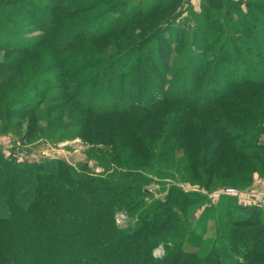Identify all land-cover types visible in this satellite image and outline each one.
I'll list each match as a JSON object with an SVG mask.
<instances>
[{"label":"trees","instance_id":"obj_1","mask_svg":"<svg viewBox=\"0 0 264 264\" xmlns=\"http://www.w3.org/2000/svg\"><path fill=\"white\" fill-rule=\"evenodd\" d=\"M0 2L44 36L32 46L16 42L12 64L0 68V135L27 126L25 141L80 137L112 171L0 149V207L11 210L1 213L0 264H184V245L198 226L192 211L207 198L159 182L179 179L213 193L250 188L264 176L257 135L264 81L254 77L264 70L244 53L257 56L252 41L262 47L254 34L260 21L264 29V0L248 3L250 14L233 0H203L191 19L174 15L183 0H151L146 8L130 0ZM238 16L236 34L228 33L224 26ZM242 63L251 66L239 77ZM220 75L228 79L216 84ZM113 88L115 103L104 98ZM48 207L57 212L43 215ZM253 209L259 225L229 220L226 230L219 218L215 248L204 260L192 252L188 262L264 264V209ZM120 211L124 224L116 221ZM210 215L206 207L199 220L206 231L202 219ZM160 245L162 258L154 255ZM233 250L234 261L226 260Z\"/></svg>","mask_w":264,"mask_h":264},{"label":"rangeland","instance_id":"obj_2","mask_svg":"<svg viewBox=\"0 0 264 264\" xmlns=\"http://www.w3.org/2000/svg\"><path fill=\"white\" fill-rule=\"evenodd\" d=\"M130 1L132 2V5H134V7L136 8L138 7L146 8L151 0H130ZM202 1L203 0H183V8L178 9L174 15L179 14L181 11H184L182 17L191 19L193 14H197V15L201 14ZM233 1L238 6L239 10L242 11V14L244 13L250 14L254 6L250 7V4L248 3H252L251 1H255V0H233ZM232 8H233L232 4H229L224 9H222L221 12L223 13V16H225V14L228 15L227 13H231L230 9ZM116 11H120V8H117ZM262 14H264L263 11ZM19 15H20V10L17 9L15 6L4 5L2 4V2H0V25L3 24L6 27L3 28L2 26H0V28H3L0 30V68L2 67L3 64H7V63L10 64L11 61L14 60L15 54H13L11 50L17 47L16 42H23V43H19L20 45L24 44L27 46L29 45L32 46L33 44H35L44 37L40 32L37 31L36 28H31V26L25 24V22H21L19 20L14 19ZM183 18H180L179 21H181V19ZM13 23H17V24L13 25ZM240 23H241V19L238 16V18H235L234 22L229 23L228 25L224 26V28L228 30V33H232L235 35L236 30L238 29V25H240ZM189 25L193 26V23H189ZM258 27H260L261 30L256 31L257 36L256 34H254V37L257 39V42L261 44L262 47L256 45L253 41L250 42L249 45L252 46V49L256 50V53L261 54L262 57H260L258 54L257 56H254L253 53L248 52L247 50L246 51L244 50L245 51L244 53L247 55L248 58L252 59V61L255 62L254 66L256 68L258 65L259 69L263 71L264 70V29L261 26V21L258 24ZM3 32L5 33L4 35ZM17 37H19L20 39H17ZM239 42L246 43L245 45L248 46V42L245 41L240 36H239ZM43 47L40 49H44ZM4 48L5 50H3ZM250 66H248V64L245 63L236 65L235 66L236 75L240 77L241 76L240 72H242L243 70L244 72H246ZM230 75L232 74L230 73L228 76ZM246 75H249V73L247 72ZM219 77L220 80L215 81L216 84H218L219 82L225 83L226 80L228 79V77L223 78V75H220ZM252 77L253 75L250 74L248 78H252ZM254 77L256 79L259 78V80L257 79L260 82L259 84H262V82L264 81V76L259 75L258 77L257 76ZM260 86L261 85H259V87ZM140 89H142L141 86ZM257 89L260 90V95L261 97H263L262 99L259 100L260 102H263L264 92L262 88H257ZM114 90L115 88H113V91H111L110 95L107 93V95L104 96L105 100L109 101V99L112 98V102L115 103ZM138 92H140L139 89H137V93ZM45 124L42 123L39 126H43ZM26 127L20 129L18 132L11 131L0 135V149L3 150L4 153H6V155L13 154L16 155L19 159H27L29 161L39 160L44 157L62 158L63 160H65L66 162L72 165H76L77 163L82 161L83 162L88 161L90 162V165L94 167L95 172L112 173L108 163H104L99 159L94 158V156H91V155L98 156V151L91 148V145H88L80 137H74L64 141H53V142L51 141L42 142V140L39 141L37 140L36 142L35 140L25 141L22 140V136L26 133ZM257 135L259 137L258 140L260 141V143L258 144L264 145V130H260L259 132H257ZM99 153H101V151H99ZM13 179L11 180L13 181ZM159 183H160L159 187L160 186L162 187L163 185L165 186V185L175 184L179 189H183L188 193H192V192L203 193V195H205V197L207 198V203L198 206L197 208H195L194 211H192L193 213V218L191 219L192 226L194 225H198V226H196V228L194 229L196 234L194 236H191L188 242L184 245V251L186 252L187 255L185 260L186 262L184 264H192L188 262L195 257L192 252L199 250L197 253L200 254L199 259L204 260L203 257L208 255V251L210 250V248H215V246H213L214 241L220 239L221 237V232L216 231V228L217 227L219 228L218 225L219 218H221L220 223L222 224V226L224 225V228L226 230L231 228L230 223L228 224L229 220L231 222H235V221H237V223L251 222L259 225V223H257V219L254 216L255 209L253 208L259 207L261 209H264V176L260 177V175L257 174L250 188L241 190L239 188H234V187H224V189H221L213 193H208L207 191L199 188L198 186L186 185L183 182H181L179 179L174 181L173 179L165 177ZM150 189L153 190L155 189V187ZM44 196L45 195H43L42 197ZM41 203L44 204V205L41 204L43 207L46 206L45 198L41 200ZM206 207H209L211 210V215L208 216L210 217V221H208L207 217L203 218L202 221L205 225L209 224L208 231H206L204 228H201V222H199V220L201 219L202 211ZM30 209H31L30 212L32 213L36 210V208H34L33 206H31ZM44 210L45 211L43 215H46L45 213L53 214L56 211L55 209L49 207ZM8 211H11L9 205H2L0 207V222H4L3 218L5 217L1 215V213L3 214L4 212H8ZM25 212L29 213L28 210H26ZM116 219H117L116 220L117 223L121 222V224H124L126 223L128 217L125 214V212L120 211L116 214ZM250 230L251 229L248 228L246 231L248 232ZM251 231L252 232H250L249 235L253 234V232L255 231L254 228ZM198 242H200V246L199 244H197ZM205 242L207 243L206 245L204 244L205 245L204 246L203 243ZM196 244L197 246H195ZM215 245H217V241ZM200 247L201 249H199ZM235 247L236 249L241 248V246H235ZM235 254H236L235 250H233L231 254H229L230 257L226 255L227 258L225 259L229 261H234ZM154 255L156 257L162 258L165 255L164 247L160 245L157 248H155ZM212 256L213 254L211 255V257ZM242 261H244V259ZM211 264H225V262L224 259L222 260L221 263L215 260L214 262H211Z\"/></svg>","mask_w":264,"mask_h":264}]
</instances>
